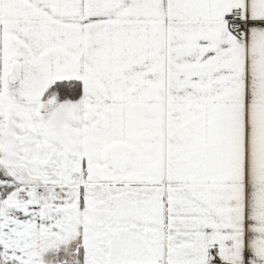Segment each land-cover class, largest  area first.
Wrapping results in <instances>:
<instances>
[{
	"label": "snow or ice",
	"instance_id": "1",
	"mask_svg": "<svg viewBox=\"0 0 264 264\" xmlns=\"http://www.w3.org/2000/svg\"><path fill=\"white\" fill-rule=\"evenodd\" d=\"M0 264H264V0H0Z\"/></svg>",
	"mask_w": 264,
	"mask_h": 264
}]
</instances>
